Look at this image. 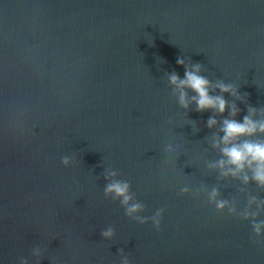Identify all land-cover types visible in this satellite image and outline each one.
<instances>
[{
	"label": "water",
	"instance_id": "obj_1",
	"mask_svg": "<svg viewBox=\"0 0 264 264\" xmlns=\"http://www.w3.org/2000/svg\"><path fill=\"white\" fill-rule=\"evenodd\" d=\"M196 65L224 114L181 104ZM233 104L264 121V0H0V264H264Z\"/></svg>",
	"mask_w": 264,
	"mask_h": 264
},
{
	"label": "clouds",
	"instance_id": "obj_2",
	"mask_svg": "<svg viewBox=\"0 0 264 264\" xmlns=\"http://www.w3.org/2000/svg\"><path fill=\"white\" fill-rule=\"evenodd\" d=\"M179 63L183 64L184 61L180 60ZM200 66L196 65L195 70H188L185 73V78H180L176 74H172L171 82L176 85L180 90V102L184 107L189 106L188 93L184 91L190 88L196 93L191 99L195 101L199 111L213 110L219 114H224L228 110V101L222 96H214L211 94L213 85L206 77L199 74ZM215 87H219L222 92H229L237 95V91L230 85L219 83ZM232 119H224L221 131L224 135L217 140V146L221 143L224 145L222 152L227 157V161L221 160L220 166L224 167L225 163L234 166L232 169L233 175L244 171L246 168H251L254 172L253 178L264 184V142L253 140H242V137H251L257 134H264V121H256L252 116H245L243 122L235 119L238 109L233 104ZM253 113L255 110H251ZM219 121L213 117L208 121V126L213 127ZM247 180L248 177L246 176ZM130 186L127 183L115 182L108 186V193H115L117 196L122 197L125 204L131 200L129 195ZM223 207V204L220 205ZM140 205L136 204L129 208V212L139 210ZM257 232L260 231V225H256ZM106 236L112 235L111 231L105 233Z\"/></svg>",
	"mask_w": 264,
	"mask_h": 264
}]
</instances>
